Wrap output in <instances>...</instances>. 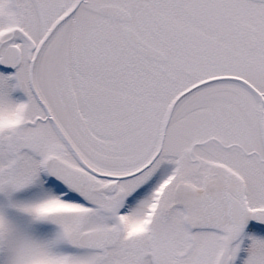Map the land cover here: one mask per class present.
Listing matches in <instances>:
<instances>
[{
  "label": "snow or ice",
  "instance_id": "snow-or-ice-1",
  "mask_svg": "<svg viewBox=\"0 0 264 264\" xmlns=\"http://www.w3.org/2000/svg\"><path fill=\"white\" fill-rule=\"evenodd\" d=\"M0 264H264V0H0Z\"/></svg>",
  "mask_w": 264,
  "mask_h": 264
}]
</instances>
